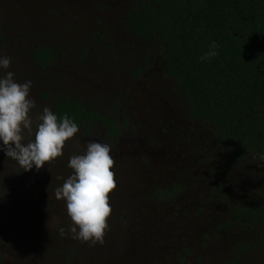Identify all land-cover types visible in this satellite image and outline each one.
<instances>
[{"label":"flooded vegetation","instance_id":"1","mask_svg":"<svg viewBox=\"0 0 264 264\" xmlns=\"http://www.w3.org/2000/svg\"><path fill=\"white\" fill-rule=\"evenodd\" d=\"M145 1L154 4L0 0V47L13 58L16 80L33 82L36 103L51 104L55 113L62 98L70 99L98 118L76 135L85 144L93 136L109 144L117 158L112 169L117 187L109 193L108 228L114 232L105 234L123 236L116 263L264 264L263 220L239 218V212L252 208L264 214V160L254 153L232 155L222 132L192 113L178 78L167 68L160 34L133 29ZM109 119L118 125L113 136L107 131ZM24 182L12 184L13 193L14 186L18 191L26 187ZM33 185L38 188L43 181ZM55 214L62 218L61 208ZM54 219L39 229L42 238H24L23 247L13 246L0 264H54L48 252L59 240L69 249L59 256L66 253L65 263H70L74 239L50 236L59 221ZM15 229L13 234L19 233ZM105 240L109 248L111 240ZM31 242L40 249L30 250ZM83 248L87 264H111L106 258L97 262V247Z\"/></svg>","mask_w":264,"mask_h":264},{"label":"trees","instance_id":"2","mask_svg":"<svg viewBox=\"0 0 264 264\" xmlns=\"http://www.w3.org/2000/svg\"><path fill=\"white\" fill-rule=\"evenodd\" d=\"M135 22L137 33L160 34L167 68L178 78L192 113L222 132L231 154L264 155V0L145 1ZM212 41L217 55L202 62ZM55 113H67L80 129L98 119L63 98ZM107 124L109 135L117 134L115 119ZM239 213L245 221L264 223L257 209Z\"/></svg>","mask_w":264,"mask_h":264},{"label":"clouds","instance_id":"3","mask_svg":"<svg viewBox=\"0 0 264 264\" xmlns=\"http://www.w3.org/2000/svg\"><path fill=\"white\" fill-rule=\"evenodd\" d=\"M215 41L200 57L202 62L217 55ZM11 56L0 55V152L15 161L26 172H38L64 155L66 142L74 138L80 127L67 113L58 116L44 106L39 109L31 97L33 82H19L10 71ZM33 110L37 111L35 119ZM107 143L88 141L86 147L68 157L67 177L54 195L65 203L70 218V233L74 240L103 243L112 214L109 193L117 187L114 159ZM264 160V155H259ZM61 235L65 229H59Z\"/></svg>","mask_w":264,"mask_h":264},{"label":"rangeland","instance_id":"4","mask_svg":"<svg viewBox=\"0 0 264 264\" xmlns=\"http://www.w3.org/2000/svg\"><path fill=\"white\" fill-rule=\"evenodd\" d=\"M60 43H62V40ZM0 52V55L9 56L6 48L2 50L0 47ZM9 70L12 71L13 69L10 68ZM58 93L59 92H56L54 96H56ZM37 105L40 110H42L44 106H48L52 109V106L49 103L38 102ZM37 114V111L33 110L34 119ZM89 140L94 141V136ZM84 147H86V144L82 141L81 136L76 135L74 138L66 142L64 155L51 163V166H53L52 170H50L51 166L49 167L46 164L45 167L38 172L35 170V168L30 172L23 171L15 161L11 160L10 158H6L5 155L0 152V247H2L0 250V259L4 258L8 254H12L14 250L12 248L13 246L14 248L15 245H18V247H23L24 238H30V241L42 238V234L39 232V229H45L47 224L56 222V219H54L55 216H58V224H55L56 226L53 227L48 234L50 236L53 234L54 237H59V239H64L65 237L71 236L70 218L66 214V209L63 208V201L56 199L54 192L56 187L63 183V180L58 179V177L67 178L72 172V170L67 167L68 157L72 154L78 153ZM113 159L115 161L117 160V158ZM68 172L69 175L65 177ZM13 176L17 177V179H13ZM22 180L25 181L23 185H26V187L22 186L20 191H18L14 186V190L17 192V194L13 193L12 184L14 185L15 183L18 186V184H20L19 182ZM35 180L43 181V186L38 188L34 187L33 183ZM21 208L27 210L28 214L22 211ZM60 208L62 211V218L60 215L55 214V212ZM43 212H47L49 216H43L45 215ZM63 224L67 225L69 229H67L68 231L65 230V234L61 235L59 229L63 227ZM15 228H19V233L13 234L14 232H18V230ZM68 232L69 234H66ZM112 232L114 231L108 228L105 234L108 235ZM122 237L123 236L120 234L117 235L116 238L104 236L103 243L95 244L72 240L73 242L69 245L71 249L70 263H68V261L65 263L64 258L66 257V253L64 254L63 258L59 256L61 251L67 252L69 250L68 247L60 240V244H56L58 243L56 239L52 241L56 244V248L52 246V249H50L51 252L48 253H51L50 260L54 264H87V260L83 259V254L86 252V249L83 248V246L89 245V247H93L94 249L97 247L95 254H93L97 257V262L100 260H105L106 258V261L110 262L111 264H119L116 263V259L118 255H121L117 253V251L123 250V244H121ZM68 238L70 239V237ZM105 239L111 240L110 244L108 245L109 248L106 247L107 241ZM48 244L49 241H46L45 244L41 242L40 248H42V245L46 246ZM27 247L33 251L36 250V248L40 249L39 247L32 244V242ZM76 247L83 248L80 251L82 255L79 256V258L77 254H80V252L77 253V250H75ZM43 251L45 250L42 249L41 251H37V253ZM91 254L92 253L87 252V257L85 258L89 259ZM80 260H83L84 263H80ZM106 261L103 263H106ZM45 262L49 264L48 260Z\"/></svg>","mask_w":264,"mask_h":264}]
</instances>
